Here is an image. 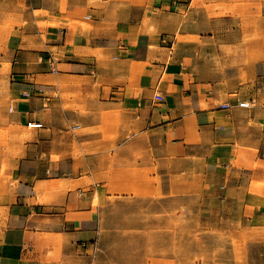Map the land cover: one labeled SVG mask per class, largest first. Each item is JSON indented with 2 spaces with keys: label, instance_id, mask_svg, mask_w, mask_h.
<instances>
[{
  "label": "crops",
  "instance_id": "obj_1",
  "mask_svg": "<svg viewBox=\"0 0 264 264\" xmlns=\"http://www.w3.org/2000/svg\"><path fill=\"white\" fill-rule=\"evenodd\" d=\"M90 1L0 0V97L16 123L49 129L26 157L0 158V264L89 258L115 203L153 202L173 217L225 212L264 228V0L237 4L259 32L249 65L235 69L203 45L233 19L212 21L202 1ZM104 118L106 162L57 159L66 124Z\"/></svg>",
  "mask_w": 264,
  "mask_h": 264
},
{
  "label": "rangeland",
  "instance_id": "obj_2",
  "mask_svg": "<svg viewBox=\"0 0 264 264\" xmlns=\"http://www.w3.org/2000/svg\"><path fill=\"white\" fill-rule=\"evenodd\" d=\"M201 1L202 6L210 8L212 21L225 16L233 19L226 26L216 22L217 39L211 44H203L219 49L220 55L212 60L225 69L248 66L249 39L259 32V26L250 24L251 11L246 7L237 8L241 0H229V4L213 1L206 4V0H195L197 3ZM90 4L100 7L103 3L91 0ZM242 30L246 38L239 37ZM252 77L253 74H243V84L246 85L247 79ZM230 82L231 78H228L227 83ZM7 100V96L0 97L4 102L0 110V158L26 157L27 150H33L34 145L39 144V134H48L49 129L37 131L16 123ZM256 100L259 105H264V90ZM107 124V118L93 128L82 122L66 124L62 136L56 139L64 149L57 159L83 160L84 155L99 153L106 162L108 151L114 148L110 143L112 138L105 135ZM42 151L47 150L42 148ZM3 173L2 178L7 179ZM227 214L214 211L210 217H204L202 212L192 218L173 217L172 212L157 210L153 202L115 203L111 214L102 220L103 234L97 251L90 252L89 258L80 256L74 264H264V228L242 225L238 217Z\"/></svg>",
  "mask_w": 264,
  "mask_h": 264
},
{
  "label": "built area",
  "instance_id": "obj_3",
  "mask_svg": "<svg viewBox=\"0 0 264 264\" xmlns=\"http://www.w3.org/2000/svg\"><path fill=\"white\" fill-rule=\"evenodd\" d=\"M57 63L56 59L54 58H51V63H50V68L52 70L55 69V64ZM239 106L243 109H251V108H254L255 105L253 103V101H250V102H245V103H240ZM263 120H264V117H263ZM27 127L29 129H33V130H40V129H43V124L40 123V122H35V121H30L27 123Z\"/></svg>",
  "mask_w": 264,
  "mask_h": 264
}]
</instances>
